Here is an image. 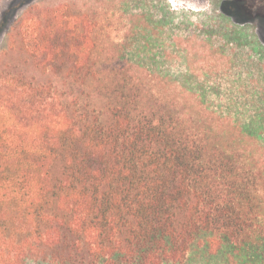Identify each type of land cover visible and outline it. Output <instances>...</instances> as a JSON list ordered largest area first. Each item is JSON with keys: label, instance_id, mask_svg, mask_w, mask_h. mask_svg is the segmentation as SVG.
<instances>
[{"label": "trees", "instance_id": "obj_1", "mask_svg": "<svg viewBox=\"0 0 264 264\" xmlns=\"http://www.w3.org/2000/svg\"><path fill=\"white\" fill-rule=\"evenodd\" d=\"M220 7L227 44L245 62L262 55L258 35H238L264 15L243 0ZM30 22L37 65L67 75L59 88L0 69V264H177L203 236L214 251L226 243L263 262L264 165L251 163L230 118L122 69L104 88L110 100H92L90 14L61 4Z\"/></svg>", "mask_w": 264, "mask_h": 264}, {"label": "rangeland", "instance_id": "obj_2", "mask_svg": "<svg viewBox=\"0 0 264 264\" xmlns=\"http://www.w3.org/2000/svg\"><path fill=\"white\" fill-rule=\"evenodd\" d=\"M222 1L0 0V69L64 88L67 71L44 70L27 50L35 51L34 25L23 19L39 8L69 4L90 14L97 24L94 68L100 78L86 86L92 100L108 102L111 95L104 88L116 77L114 73L121 78L122 70L156 94H169L179 86L181 98L200 100L214 109L209 117L228 116L229 130L244 138L251 163L264 165V25L252 22L238 35L242 44L252 32L258 35L254 47L263 56L255 52L245 62L241 48L227 44L225 30L232 27L221 17ZM248 2L264 15V0ZM74 88L81 90L78 85ZM252 257L248 255L246 262L241 250L226 243L214 251L203 236L177 264H254Z\"/></svg>", "mask_w": 264, "mask_h": 264}, {"label": "flooded vegetation", "instance_id": "obj_3", "mask_svg": "<svg viewBox=\"0 0 264 264\" xmlns=\"http://www.w3.org/2000/svg\"><path fill=\"white\" fill-rule=\"evenodd\" d=\"M245 3H246V5L249 7V8H251L252 9V5H249V2H248V0H243Z\"/></svg>", "mask_w": 264, "mask_h": 264}]
</instances>
